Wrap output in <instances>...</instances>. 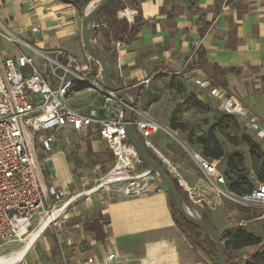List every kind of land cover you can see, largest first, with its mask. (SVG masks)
<instances>
[{"label":"crops","instance_id":"crops-1","mask_svg":"<svg viewBox=\"0 0 264 264\" xmlns=\"http://www.w3.org/2000/svg\"><path fill=\"white\" fill-rule=\"evenodd\" d=\"M118 1L143 21L135 39L123 43L113 59V76L120 86L170 73L208 81L207 75L214 73L212 68L219 67L226 71L222 79L225 86L216 88L226 96H236L264 124V0ZM81 18L72 5L59 0H0V29H7L36 51H63L76 60L82 58L83 65H88L80 40ZM33 28L37 29L35 33ZM95 41L99 46L104 44L98 31ZM19 48L37 65L40 61L38 67L43 70V61L36 51ZM0 52L4 57L17 54L2 40ZM192 53L194 58L185 66ZM199 55L204 69L187 71ZM94 65L97 64L90 62L92 72ZM69 131L72 130L60 133ZM78 134H84L86 143L95 152L103 148L109 151L106 143L90 131ZM152 141L165 158L178 163L188 185L198 183L204 194L214 193L212 198H205L204 209L216 231L221 235L234 227V221L244 212L225 206L224 185L208 187L195 166L193 172L183 164L182 156L161 132ZM55 142L49 155H41L50 177L49 185L57 189L76 188L77 179L70 161L62 148L54 147ZM97 199L85 200L81 215L69 213L66 222L48 227L52 243H42L41 250L54 264H213L175 225L166 191L160 183H153L150 191L139 197L116 195ZM92 221H98L101 227V240L83 227L84 222ZM263 251L264 243H259L229 249L227 253L230 264H255V261L261 264ZM111 254L115 258L108 261Z\"/></svg>","mask_w":264,"mask_h":264},{"label":"built area","instance_id":"built-area-1","mask_svg":"<svg viewBox=\"0 0 264 264\" xmlns=\"http://www.w3.org/2000/svg\"><path fill=\"white\" fill-rule=\"evenodd\" d=\"M136 14L127 8L118 12V16L128 23ZM98 26L94 22V27ZM36 31V28L32 29L33 33ZM0 39L17 51L13 57H4L0 52V247L21 241L30 235L35 224L39 228L42 220L53 213L56 217L48 227L66 222L67 209L91 193L103 191L106 199L116 195L131 198L147 194L156 179L141 168L142 162L126 139L125 106L113 93L101 87L99 69L94 75L90 66L92 60L87 56L88 65H81L63 51H36L5 28L0 29ZM20 46L36 51L45 66L44 71L32 58L20 52ZM112 47L118 52L123 42H113ZM193 58L194 53L185 66ZM149 80L121 87L129 91L144 86ZM192 81L217 102L222 112L242 119L255 141L264 145V124L236 96H226L200 77H194ZM80 87L114 100L118 109L111 115H102L96 109L86 113L73 110L68 102L69 96ZM133 114L136 119L132 127L141 136L144 147L157 156L186 194L191 204L188 211L200 218L194 208L196 204L207 203L202 195L203 189L198 183L188 185L179 167L165 158L152 141L154 135L160 132L169 135L171 131L139 114L135 106ZM67 129L97 135L113 156V163L106 173L83 183L82 187L91 186L88 190L57 189L45 182L39 157L49 155L56 134ZM187 154L208 187L225 184L224 177L212 163L197 153ZM224 195L244 208V215L234 221V227L244 228L264 222V183H257L249 193L241 196L229 191ZM114 258L115 255L111 254L107 260Z\"/></svg>","mask_w":264,"mask_h":264},{"label":"rangeland","instance_id":"rangeland-1","mask_svg":"<svg viewBox=\"0 0 264 264\" xmlns=\"http://www.w3.org/2000/svg\"><path fill=\"white\" fill-rule=\"evenodd\" d=\"M86 8L84 12L86 11ZM77 60L81 65L85 64L82 58L81 60L80 58ZM37 63L38 66L41 67V64H39L41 62L39 61ZM42 68L44 71L45 66L43 64ZM191 77L192 76L188 74L170 73L151 78L144 84L145 91L139 102L135 105L136 111L141 115L153 119L162 128L171 131V134L169 135H166L163 132L161 133L169 142L172 143L171 146L177 151V153L182 156L181 159L182 162L184 161L183 164L193 172H195V167L187 152L197 153L204 158L201 151L195 145V141L198 137H203L209 132L213 133L224 152H237L242 155V168L246 171V175L254 188V186L260 182L255 177L253 169L254 166L250 159L249 151L246 146L241 143V141L248 138L261 147H264V145L255 141L252 133L247 129L242 119L225 113L228 116L234 117L236 122L235 124H220L218 122V116L216 115V111L222 112L219 109V105L205 90L196 86ZM196 101H198L199 104H196ZM68 102L70 108L80 113L96 109L98 112L102 113V115H111L118 109V104L114 100H107L99 96L97 93L90 91L86 87L78 88L72 95L69 96ZM173 126L179 128H174ZM56 138L57 141L55 142L54 147L57 146L62 148L70 161L73 169V176L77 179L76 188L79 190H88L91 186L88 185L82 187L83 183L92 181L93 179L103 175L100 171L99 163L107 156V150H105L106 148L100 149L101 151L99 150V152H95L92 148H90V144L86 143L87 139H84V134L80 135L77 132L74 133L69 131L66 134L65 132H59L56 134ZM159 152L163 154L162 151L159 150ZM207 160L212 163L216 167L218 173L224 177V162L212 161L209 159ZM40 162L43 163L44 161L41 160ZM172 163L174 165L178 164L177 162ZM186 167H184V169H186ZM180 173L183 176L182 171H180ZM155 179L157 183H160L156 177ZM160 185L162 186L161 183ZM202 195L204 198L210 199L214 193L209 191L208 194L202 193ZM98 196H103V198L106 197L103 191H99V193L94 194L91 193L90 195L78 200L73 206L69 207L67 209V213L81 215L82 210L84 209L83 202L88 199L95 202L98 200ZM224 199L223 203L228 209L230 208L233 210L236 208L239 211L238 207L232 203V201L228 198ZM204 205L205 204H196L194 208L199 216L205 213ZM214 212H216V210ZM75 220L77 219L75 218ZM215 226L217 227L218 224L215 223ZM237 229L245 231L257 239L260 243H264V222H259L244 228H227L221 233L223 236L222 242L229 239V237L232 236L234 231ZM37 230L38 227L35 224L30 235L22 238L21 241L0 247V257H9L11 254L18 252L22 247H24L32 234ZM52 237L53 236H50L49 234L48 228H46L28 250L27 254L17 264H22L24 262H28V264H54L52 258H49L41 250L42 243H46V241L51 242ZM56 264L62 263L58 262ZM255 264H257V261H255ZM261 264H264V261H262Z\"/></svg>","mask_w":264,"mask_h":264},{"label":"trees","instance_id":"trees-1","mask_svg":"<svg viewBox=\"0 0 264 264\" xmlns=\"http://www.w3.org/2000/svg\"><path fill=\"white\" fill-rule=\"evenodd\" d=\"M59 1L62 3L72 5L78 11V13L82 15L85 8L92 0H59ZM124 8H125L124 4L121 3L120 1L111 0L108 3V5L97 15L95 19V24H98L99 26L95 28V31L93 32L92 37H93L94 45L98 49L109 54L112 60L116 57L117 54V52L113 49V47H111L112 43L116 41H121L124 44H129L135 39L143 24V21L138 16L134 17L130 23H128L125 19L120 18L118 16V12L120 10H123ZM96 31H98L101 34L104 40V44L102 46H99L95 41ZM203 67H204L203 59L202 56L199 55L197 56L196 60L192 63V65L188 67L187 71L194 72L199 69L200 70L204 69ZM97 71H98V66L94 65L93 74L96 75ZM212 71L214 72L213 74L207 75V79L210 86L211 87L221 86L224 88L225 84L223 83L222 79L226 71L215 66L212 68ZM230 71L235 72L234 69H230ZM113 80L117 83L116 78L114 76H113ZM144 91L145 88L144 86L141 85L129 90V92L134 97L135 105L139 102V100L143 96ZM196 104H199V102L196 101ZM216 115L218 116V122L220 124L221 123L235 124L236 122L234 117L228 116L224 112L216 111ZM135 119L136 116L135 114H133L132 123L135 121ZM173 127L179 128L175 126ZM135 133L143 144L141 136L136 131ZM241 143L244 144L247 150L249 151L250 159L253 162V166H254L253 169L256 179L260 183H264V147H261L260 145H258L257 143H255L254 141L248 138L243 139ZM195 145L201 151L202 155L204 156V159L224 162V172H223L225 178L224 189L234 193L237 196H241L243 194L249 193L253 189L251 182L246 175V171H244L242 168L243 157L240 153L224 152L219 141L217 140L215 135L211 132H209L207 135L203 137H198L195 141ZM147 151L151 156V158L160 166V168L163 170L166 176L169 177L175 189L177 190L179 195H181L185 206L191 208V204L189 203L186 194L182 191L177 181L167 173L162 163L148 149ZM106 154L107 156L105 157V159L99 163L100 171L103 174L108 171V169L113 163V156L111 152L107 151ZM42 159L43 156L39 157L40 161ZM41 166H42V173L45 178V182L47 186H50L49 185L50 177L48 171L46 167L43 165V163H41ZM141 168L148 170V168L143 163L141 165ZM167 197L170 207V213L177 228L185 235V237L188 239L189 243L193 247L199 248L208 258L211 259L213 264H217L216 251L210 238L206 236L204 233H202L196 227L186 223L183 220V218L175 211L173 201L171 200L168 194ZM236 206L238 207L239 211L244 212V208L238 205ZM200 219L204 223L212 226V224L208 220L207 212L202 214ZM83 227L86 231L95 234L97 240H101L103 238L101 227L99 226L98 221L84 222ZM220 237L221 239H223L222 235H220ZM259 243L260 242L257 239H255L253 236L246 233L245 231L240 229L235 230L232 236L229 237V239L222 242L227 264H230V258L227 253L229 249L237 250L248 246H256Z\"/></svg>","mask_w":264,"mask_h":264},{"label":"water","instance_id":"water-1","mask_svg":"<svg viewBox=\"0 0 264 264\" xmlns=\"http://www.w3.org/2000/svg\"><path fill=\"white\" fill-rule=\"evenodd\" d=\"M110 1L111 0H98L96 5L90 11H85L83 13L80 27V40L83 50L85 54L99 67L101 87L106 91L113 93L124 104L126 139L133 147L140 161L148 168L149 173L151 175L153 174L162 184L165 191L173 201L175 211L183 218V220L196 227L210 238L216 251L217 264H227L220 234L213 226L204 223L199 217L188 211L181 195H179L169 177L166 176L160 166L151 158L147 149L136 136L132 127L133 108L135 106L134 97L127 89L121 87L113 80L114 69L111 56L94 45L92 36L95 31V19Z\"/></svg>","mask_w":264,"mask_h":264},{"label":"bare ground","instance_id":"bare-ground-1","mask_svg":"<svg viewBox=\"0 0 264 264\" xmlns=\"http://www.w3.org/2000/svg\"><path fill=\"white\" fill-rule=\"evenodd\" d=\"M98 0H92L86 8V11H90L97 3ZM56 217V214L53 213L49 215L48 218L44 219L40 224L38 230L32 234L28 242L22 247L18 252L11 254L9 257H0V264H17L22 258L26 255L28 250L36 242L39 235L48 227V224Z\"/></svg>","mask_w":264,"mask_h":264}]
</instances>
